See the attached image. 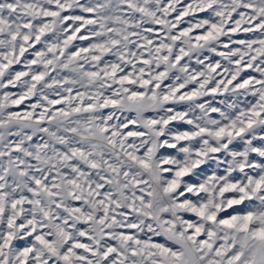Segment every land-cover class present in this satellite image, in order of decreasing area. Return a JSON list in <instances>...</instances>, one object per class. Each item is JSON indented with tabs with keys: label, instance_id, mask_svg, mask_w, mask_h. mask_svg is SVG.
<instances>
[{
	"label": "snow or ice",
	"instance_id": "1",
	"mask_svg": "<svg viewBox=\"0 0 264 264\" xmlns=\"http://www.w3.org/2000/svg\"><path fill=\"white\" fill-rule=\"evenodd\" d=\"M0 264H264V0H0Z\"/></svg>",
	"mask_w": 264,
	"mask_h": 264
},
{
	"label": "rangeland",
	"instance_id": "2",
	"mask_svg": "<svg viewBox=\"0 0 264 264\" xmlns=\"http://www.w3.org/2000/svg\"><path fill=\"white\" fill-rule=\"evenodd\" d=\"M21 107H23V105Z\"/></svg>",
	"mask_w": 264,
	"mask_h": 264
}]
</instances>
